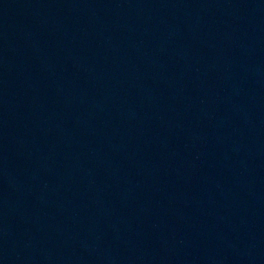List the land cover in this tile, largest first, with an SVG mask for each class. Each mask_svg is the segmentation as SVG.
I'll return each mask as SVG.
<instances>
[{
  "label": "water",
  "instance_id": "obj_1",
  "mask_svg": "<svg viewBox=\"0 0 264 264\" xmlns=\"http://www.w3.org/2000/svg\"><path fill=\"white\" fill-rule=\"evenodd\" d=\"M0 264H264V0H0Z\"/></svg>",
  "mask_w": 264,
  "mask_h": 264
}]
</instances>
